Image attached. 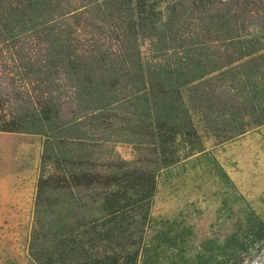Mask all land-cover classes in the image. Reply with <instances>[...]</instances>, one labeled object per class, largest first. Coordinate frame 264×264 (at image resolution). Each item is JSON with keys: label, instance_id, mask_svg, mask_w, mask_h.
Masks as SVG:
<instances>
[{"label": "rangeland", "instance_id": "1", "mask_svg": "<svg viewBox=\"0 0 264 264\" xmlns=\"http://www.w3.org/2000/svg\"><path fill=\"white\" fill-rule=\"evenodd\" d=\"M10 121L0 264H92L99 226L136 264H264V0H0ZM123 172L155 190L110 222Z\"/></svg>", "mask_w": 264, "mask_h": 264}, {"label": "trees", "instance_id": "2", "mask_svg": "<svg viewBox=\"0 0 264 264\" xmlns=\"http://www.w3.org/2000/svg\"><path fill=\"white\" fill-rule=\"evenodd\" d=\"M157 121V120H156ZM154 121L153 126H155V129L158 131L157 138L162 137V134L159 133V131L162 130L163 127H165L164 123H161L159 121ZM0 131L2 132H21V127L19 124H17L14 121L10 122H4L2 126H0ZM170 132H175L174 130L170 129ZM154 135V134H153ZM160 135V137H159ZM174 136H170L169 140H173ZM166 146L164 144L160 143L158 152L160 154H163L165 152ZM162 159V158H161ZM166 162V163H165ZM173 162L171 161H163V165L168 166L172 164ZM137 174V175H135ZM149 180L146 181L147 177L144 173L142 172H129L125 173L123 172L121 175H107L103 178L102 183L104 186H106L108 189H110V195L109 197H112V199H108V203H110V209H109V218L108 221H113L115 222L117 219L120 221L121 219L127 218V212H133V210H139L141 209L144 205L145 207L149 205V201L153 196L154 190H155V179L153 175H149ZM87 178L86 176L82 175H76L73 177V180H76L77 182L81 178ZM91 178H87L85 181L90 183ZM145 180V182H144ZM93 183V182H91ZM117 190V192H111L112 189ZM105 209V207H104ZM107 209V208H106ZM148 212V210H147ZM143 214V213H142ZM145 216V215H144ZM143 221H145L146 217H142ZM117 221V222H118ZM101 224H104L102 222ZM127 227V226H125ZM95 230L97 231H103L102 236L99 237L98 239L101 241H106L110 240V238L113 240L112 242H115L114 246L112 249L114 250L113 254H109L105 257L101 258H96L94 259L92 264H136L137 263V252H128L126 251V245H134L136 244L137 240H135V237L133 235V231L129 233L128 236L124 234L126 232L124 228L120 230V226L117 227V230L119 231V237L117 236H110L109 235V230L106 227L99 226V227H94ZM75 240L70 241V244H74ZM74 246V245H73ZM60 247V246H59ZM69 254V249L66 251ZM81 253H84L81 251ZM82 263V261H81ZM88 263H90L88 261ZM84 264V263H82ZM85 264H87L85 262Z\"/></svg>", "mask_w": 264, "mask_h": 264}]
</instances>
